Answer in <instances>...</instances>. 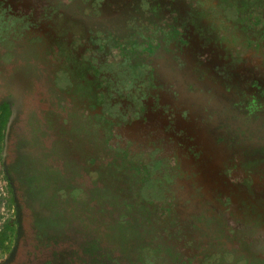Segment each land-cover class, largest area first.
<instances>
[{
    "label": "flooded vegetation",
    "instance_id": "flooded-vegetation-1",
    "mask_svg": "<svg viewBox=\"0 0 264 264\" xmlns=\"http://www.w3.org/2000/svg\"><path fill=\"white\" fill-rule=\"evenodd\" d=\"M243 2L0 0L2 172L19 244L5 264H170L171 251L264 264V6ZM110 135L128 140L122 157ZM87 156L95 180L118 170L135 183L134 212L173 207L181 234L141 226L132 256L110 244L112 214L133 212L85 206Z\"/></svg>",
    "mask_w": 264,
    "mask_h": 264
},
{
    "label": "rangeland",
    "instance_id": "rangeland-1",
    "mask_svg": "<svg viewBox=\"0 0 264 264\" xmlns=\"http://www.w3.org/2000/svg\"><path fill=\"white\" fill-rule=\"evenodd\" d=\"M243 1L244 0H241L242 5H243ZM252 1L253 0H250V3ZM255 2H257V1H255ZM260 4L264 6V0H263V3H260ZM220 25L222 26L221 23H220ZM223 27H225V26H223ZM223 27H221V28L223 29ZM227 28H229V27H227ZM229 29L232 30V28H229ZM66 83H67L66 80H63L59 84V86H66ZM13 89H16V85H14L12 87V92L15 91ZM3 134H6V132L4 131ZM113 136L114 135L112 134V137ZM112 137L110 135L109 139L106 141V143H105L106 148H108L113 154H115L119 157H122L128 151V146H129L128 140L126 138L123 140V139H120L116 136H115V138H112ZM84 141H85V137L82 135L76 136L73 139L71 138V140H70V142L77 143V147H79V148L82 147L81 145L84 143ZM3 146H4V142L2 141V142H0V232L2 230V227L4 225H6L7 223H8V230H7L6 235H5L6 239H5L4 243L0 246V264H5L6 262H8L11 259V257L13 256L14 251L19 246V244H18L17 247H15L17 244L16 243L17 240L12 239V236L14 235V232H15V227H13V226H15V208H14L13 204L8 201L7 179L2 172V155H3L2 148H3ZM100 146H102V150L105 152L103 145L100 144ZM100 146H98V154L99 155L101 153ZM60 152L64 155L63 151H60ZM70 152L72 154L74 153L73 151H70ZM91 156L98 158L97 156H94V155H91ZM88 159H89V157L87 156L85 158V160L83 161L84 166L87 169V175H83V177L77 178L78 183L80 182V184L84 187V192L85 193L88 192V196H87L88 199H87V203H85V206H88V208L90 210H98L101 212H103V208H107L112 213H120V212H124V211H128V210H131L133 212V214L128 213L127 215H125L126 217H124L121 221H119V215L120 214H112L115 218L112 217V221H110V222L112 224H114L115 228H113V229H115V231L112 232L111 236H114V239H110V244H115L116 242H119L117 245L118 249L120 248L121 250H123L122 252L128 256H132V255L138 254L139 251L135 252L133 250H127V245L129 244L131 238H134L135 241L137 239H140L139 235L141 233L138 235V232H139L138 229L139 228L142 229L143 226H151L153 229L154 224L155 225H157V224L166 225V226H164L163 231H164V235L168 234V236H167L168 239H170L172 237H178L179 234H181V232H180L181 231V225H180V223H181L180 219L181 218L178 215L175 216V219L171 218L174 216V213L172 212L173 207L170 206L169 209L163 210V211L161 210V208H158L157 213H155V215H152L153 213L150 214L151 210H149V209L147 210L149 213V215H147V216H145L143 213L139 214L138 212H134V210H133V208L135 207L134 203L137 201L135 200L134 196H131L130 190H131V188H133L135 183L132 182V180L130 178H128V179L122 178L120 171H118V170L115 171V173H114L115 175L110 174L107 171H106V174L103 175L102 171L100 170V173H99V175H96L97 179L95 180V177H94L95 170H99L102 167H100L95 162L92 164L89 163ZM88 166L89 167L94 166V167H92L93 170H88ZM86 177L88 179L92 178V180H95L94 183H92L93 181L91 182V186H92L91 188H89L88 181H87ZM107 177H109V179H107ZM79 179L80 180L84 179V180L80 181ZM169 181L170 180L163 179L164 184H166ZM130 186H131V188H130ZM59 194H60V196H62V192H60ZM141 197H142L143 201H146V202L152 201V200H154V201L157 200L156 195L151 193L150 191H147L146 188H144V190L142 191ZM165 203H167V202L164 200L163 204H165ZM140 217L142 219L141 221L139 219ZM169 218H170V220H168ZM156 220L158 222H156ZM198 224H199V222H198ZM203 228H205V227H203ZM203 228L201 227L202 231L200 229V232H203ZM211 230L212 231H210V234L214 232L217 234L216 236H218L220 234L226 235V233L223 231V229L218 230V231H214L213 227H212ZM170 234H172V235L170 236ZM203 235H206L205 231L203 232ZM104 237H106V236H104ZM234 237H233V239H234ZM186 240H180L178 238L177 240L174 241V239H173V241L176 243L175 246L181 244L179 246L187 247L186 245L189 243L186 244ZM203 240H205V239H203ZM229 240H232V239H229ZM253 240L255 242L256 240H260V238H255ZM194 242H197L196 244H198V245H204L202 243L201 239H196V241H194ZM257 242L258 241L255 242L256 245L251 246L252 250H257L258 248H261V245L257 244ZM208 247H210V245ZM134 248H137V247H134ZM103 249L105 250L107 248L104 247ZM207 249L208 248H206V247H200V249L198 250L197 253L202 254ZM143 250H145V249H143ZM155 252H160V251L157 249L150 250V253H155ZM165 252H163V253H165ZM185 254L190 256V259H191L192 258L191 257V254H192L191 248L187 249ZM168 258L170 260V264H194L192 262V260L194 258L191 261L186 262L182 258L177 259L176 255L173 257L172 251L169 252ZM208 259H212V256L209 255V256H207V258H202L201 262H206ZM131 260L137 262L134 258ZM178 262H180V263H178ZM157 263L163 264V262L160 261V259H159V262H157Z\"/></svg>",
    "mask_w": 264,
    "mask_h": 264
},
{
    "label": "trees",
    "instance_id": "trees-1",
    "mask_svg": "<svg viewBox=\"0 0 264 264\" xmlns=\"http://www.w3.org/2000/svg\"><path fill=\"white\" fill-rule=\"evenodd\" d=\"M255 1H257V2H255ZM243 3H244V2H243ZM251 3H252V4H255V5H261L260 3H263V0H253ZM231 14H234V12L231 11ZM234 16H235V15H234ZM234 16H232V17H234ZM3 110L5 111V109H3ZM3 110H2V111H3ZM7 120H8V118H7V114H6V112H4L2 115H0V140H1V132H2V129H3L4 126L6 125ZM125 217H126V216H125ZM7 230H8V225H4V226L2 227L1 232H0V246L4 243V241H5V239H6L5 235H6ZM133 246H134V245H133ZM133 246H131V248H133ZM142 247H143V246H142Z\"/></svg>",
    "mask_w": 264,
    "mask_h": 264
}]
</instances>
